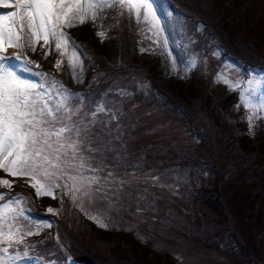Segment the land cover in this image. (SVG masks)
Instances as JSON below:
<instances>
[{
  "label": "rangeland",
  "instance_id": "374dc122",
  "mask_svg": "<svg viewBox=\"0 0 264 264\" xmlns=\"http://www.w3.org/2000/svg\"><path fill=\"white\" fill-rule=\"evenodd\" d=\"M186 3L193 6V0H179L178 2L170 0V3L167 0H154V7L161 17L163 27V31L158 36L154 35L155 28H152L151 24L145 23L142 18L138 23L134 15H130L126 8L121 9L119 6L105 8L99 13L95 22L89 20L84 25L65 28L64 31L80 46L77 51L82 57V68L80 67L81 60L75 59L74 62L77 64L75 79L73 78V70L69 66L70 60H73L72 49L69 47L57 51L54 47V41L49 47L45 46L43 39H41L36 42L35 51L28 46L23 49L22 54L28 60L37 61L39 64V68L33 67V73L23 71V64L20 61L13 60L8 63L22 77L40 82V77L34 73L41 70L52 72L57 68L55 66L57 60H60L62 64L58 71L61 74L62 82L57 83L55 88H60L63 85L69 90V94H75L71 97H76L77 92L85 90L90 83L91 63L89 56L93 53L92 50L99 51L107 40H112L113 45L118 50L120 44L118 40L121 38H117L120 37L118 32L122 26L123 29L132 33L130 41L140 52L138 58L133 60L135 72L138 74L135 77L133 75L129 78L130 80L116 77L108 88L115 90V86H118L121 81L123 85L128 86L130 83L138 90L141 89L145 95L149 90H152L156 93L161 92L159 95L163 96L165 93L178 96L188 90L189 77L201 72L205 79L200 86L203 88L211 87L207 92L215 93L217 104L221 107H231L237 112L243 111L244 117L247 119L255 110L240 106L242 97L247 95L254 102L264 101V72L259 69L255 73L251 72L252 68L245 69L243 65L227 58L223 59L224 63L221 64L218 60L219 57L224 56V52L221 48H211V45H205L200 51L201 54L197 53L194 50L192 39L187 34L183 11L180 9L182 7L195 13L190 5L189 8L187 7ZM255 3L251 7L252 11L257 10L258 6H262L264 11V1L255 0ZM8 11L11 9L0 8V14ZM206 31L205 28L199 30L202 33ZM98 32H104L105 35L103 37L98 36ZM199 32L193 36L195 43L198 40L196 36ZM157 40L159 43L155 42ZM225 41L229 43L227 40ZM20 51L17 48L9 47L7 55L13 56ZM46 52H50V55L46 56ZM260 53L264 55V50L261 49ZM244 73L246 76L249 75L247 80L243 77ZM225 80L229 82L225 83ZM249 80L255 82L250 91L247 83ZM235 82H239V87L236 86ZM100 94L102 96L98 101H102L99 104L111 105L113 108L115 105L117 111L122 112L119 115L116 110L114 112L112 108H109L112 113L99 114L97 116L98 121L104 118L103 125L109 126L112 123L111 125L115 126L118 124L121 129L125 130L128 129L127 121L132 122L134 120L140 125L142 136L136 143L129 144L131 148L127 147L122 153L126 160L133 164L128 170L110 171L112 173L111 178L108 177L109 170L107 169L98 173L102 183L105 179L109 181L105 184L106 196L94 195L90 199L84 198L83 200L78 196L75 202H73L70 193L65 194L68 190L62 180L58 181L60 187L57 189H61L64 196L60 197L58 190L55 189V199L50 196L37 198L33 188L32 191L16 189L18 183L24 182L29 185L27 177H12L0 170V178L15 183L14 186L12 184V191L0 190V192L7 193L4 200L19 198L22 201L21 205L17 206L22 209V214H18L15 221L9 218L7 223H13L14 228H16L18 220L20 230H22L21 235L25 236L27 232L31 231L35 235H29V238L32 239L33 243H38L39 240L46 237L48 232L53 233L55 223L51 217L43 216L45 210L51 207L55 210L53 213L60 216L64 221L67 220L72 227L78 223L80 214H83L97 227H100L99 224L90 217H96V219L106 223L107 227H100L102 229L131 232L140 242L138 251L142 253L145 248H148L146 257L156 259L162 264H253L249 261H236L241 255L237 254L238 249L234 253L231 246L232 242L229 245L226 238H217L220 235L218 232H222L227 225L216 224V231H213L214 229L204 231L205 229H203L204 234L200 236L203 238L202 242L197 240L198 235L195 233L197 225L183 219L194 214L190 210L192 211L194 208L192 202L195 198L192 193H196V191L195 187L187 190V186L182 183V175L179 177L170 168L158 167L152 164L153 161L143 159L136 161V148L139 150L145 149L146 145L149 146L145 143L146 140L155 141L151 143V148L146 151V157L152 154L155 160L167 156L171 149L169 147L177 145L188 147L199 143L197 134L190 129V122L188 125H184L180 118L173 117L170 112L166 114L157 106L146 102V99L132 102L130 99H133V96L126 94L125 90L121 97H118L111 90H107L105 94L103 91ZM70 104L74 108L80 107L83 112H87V105H85L86 110H84L83 106L76 105L71 100ZM253 121L260 125V133L264 139V112L259 113ZM126 132L132 134V129H128ZM104 144L106 143L103 142ZM231 164V167L225 165V168L227 167L225 181L228 183V191L234 195V200L239 201L240 196L246 190L258 183V177L245 182V184H240L238 180L246 175L247 166L242 162V159L237 158ZM91 174L85 173V175ZM17 179L22 182L15 181ZM113 181H115L116 186L113 185ZM195 183H200V180H195ZM69 187H71V182H69ZM257 195L263 197L261 193L259 195V192ZM179 200H184L188 208H182ZM244 204L245 209H249L252 202L249 200ZM178 208L185 215L180 217ZM11 215L16 214L10 213L9 217ZM24 215H31L34 219V221L32 220V228L30 227L29 230L23 224V222L26 223L24 219L22 220ZM49 223L51 226H46ZM262 225L264 224L259 223V227L252 231L254 234L252 249L257 257L259 254L264 257V226ZM4 230L7 231L6 225ZM214 238L217 239L214 240ZM3 243H6V240ZM95 244L104 253L108 252L109 247L106 243L95 241ZM19 256L20 258L13 261L12 264H49L50 262L44 255L34 256L29 253L27 255L19 253Z\"/></svg>",
  "mask_w": 264,
  "mask_h": 264
},
{
  "label": "trees",
  "instance_id": "16d2710c",
  "mask_svg": "<svg viewBox=\"0 0 264 264\" xmlns=\"http://www.w3.org/2000/svg\"><path fill=\"white\" fill-rule=\"evenodd\" d=\"M167 1L170 3V0ZM171 1L178 2L179 0ZM254 3L255 0H193V6L186 3L187 7L191 6L196 14L180 7L183 11L187 34L193 41L194 50L201 54L200 51L205 45H211V48H221L224 52V56L219 57L218 60L221 64L224 63L223 59L227 58L243 65L245 69L252 68L251 72L255 73L258 69L264 72V55L260 53L261 49L264 50V11L262 6H258L257 10L252 11L251 7L256 4ZM203 28L207 31L199 32ZM197 32H199L196 36L198 40L195 43L193 36ZM118 34L120 37L117 39L121 38L118 40L120 42L118 50L112 40L103 43L99 51L92 50L93 53L89 56L90 83L85 90H79L77 96L71 97L70 100L76 105L83 106L84 110L87 105V112H89L95 108L97 103H101L102 100L98 101L102 96L101 92L104 91L105 94L107 90H111L121 97L125 90L126 94L133 96V99H130L132 102L146 99V102L157 106L166 114L170 112L173 117L180 118L184 125H188L190 122V129L197 134L198 139H196L199 143L188 147L183 145L169 147L171 149L167 156L155 160L152 154L146 157V151L155 141L146 140L145 143L149 146L146 145L145 149L138 150L137 146H134L137 149L136 161L141 159L153 161L152 164L158 167L170 168L175 175L183 176L182 183L187 186V190L195 187L196 193H192L195 198L192 202L194 211L190 210L194 214L191 213L193 216L182 218L197 225L195 233L198 235L199 242H202L203 238L200 236L204 234V231L211 229L216 231L218 223L227 225L222 232H218L220 235L217 238H226L229 245L232 242L233 252L238 249L237 254L241 255L236 261L264 264V257L261 254L257 257L252 249L254 235L252 231L259 227V223L264 224V139L260 133V125L256 121H252V134H250L249 122L244 117L243 111L237 112L231 107L219 106L215 93L207 92L211 87L200 86L205 79L201 72L189 77L188 90L178 96L168 93L163 96L159 95L161 92L156 93L152 90H149L145 95L141 89L138 90L130 83L128 86L123 85L121 81L118 86H115V90L108 88L116 77L129 79L138 74L135 72L133 60L138 58L140 52L130 41L132 33L121 26ZM35 63L38 62H34L33 67H35ZM58 69L55 68L52 72L43 70L39 72L50 74L47 77L49 84L53 78L56 82L58 80L59 84L62 81ZM39 77L40 82H45L44 77ZM243 77L247 80L249 75L246 76L244 73ZM71 92L73 93V90ZM77 101L80 103L77 104ZM114 107L106 105L105 115L112 113L109 108L119 113L115 105ZM103 120L104 118L100 120L102 123L96 125L94 130L97 133H102L100 142L102 141V145L103 142L106 143L104 144L106 151L96 159L99 160L102 157L104 169L111 172L120 169L128 170L133 163H129L122 153L127 147L131 148L129 144L136 143L142 136L140 125L134 120L127 121L128 129H132V134H130L126 132L128 129H121L118 124L115 126L111 125L112 123L109 126L103 125ZM158 148L160 147L158 146ZM235 158L242 159V162L247 166L246 175L238 180L240 184H245V182L258 177V183L240 196V202L234 200V195L228 191V183L225 181L227 170L225 165L231 167V162ZM195 180H200V183L196 184ZM15 181H19V179ZM12 184L14 186L15 183ZM12 187H0V190L12 191ZM17 188L32 191V187L24 182L18 183ZM57 190L60 197L64 196L61 189ZM258 192L263 197L258 196ZM243 200L245 202L251 200V208L245 209ZM178 202L182 208H188L184 200ZM177 211L180 217L185 215L180 212L179 208ZM50 214L52 213L45 210L43 216L51 217L55 223L53 233L48 232L46 237L39 240L38 243H33L29 235H23V241L16 244L12 251L23 254L26 252L34 256L44 255L50 261L49 264H162L156 259L146 257L148 248L140 253L138 251L140 242L129 231L102 229L83 214H80L78 223L72 227L67 220L64 221L55 213ZM22 217V220L24 219L26 222H23L24 226L28 230L30 227L32 228L33 217L30 215ZM17 228L20 230L18 220L17 227L13 231L15 232ZM203 229L205 230L203 231ZM179 231H181L180 228ZM21 232L22 230L18 235H21ZM95 241L106 243L109 247L108 252L101 251ZM7 243V240L6 243H0V247L7 246ZM66 257L68 259H65Z\"/></svg>",
  "mask_w": 264,
  "mask_h": 264
},
{
  "label": "snow or ice",
  "instance_id": "6c2138e0",
  "mask_svg": "<svg viewBox=\"0 0 264 264\" xmlns=\"http://www.w3.org/2000/svg\"><path fill=\"white\" fill-rule=\"evenodd\" d=\"M116 6L126 8L138 23L142 18L145 23L151 24L155 28L154 35L158 36L163 31L154 0H0V8L11 9L0 14V170L12 177H27L37 198L50 196L55 199V189L60 187L58 181L61 180L68 190L65 194L70 193L73 202L78 196L83 200L94 195H107L105 184L109 181L105 179L102 183L98 175L104 171V160L102 157L96 159L106 151V146L100 143L102 133L94 130L102 123L97 116L107 109L102 104L89 112H83L80 107L74 108L70 99L75 94H69L63 85L55 88L57 82L54 78L49 84V73H34L44 77L45 82L29 80L19 75L8 62L20 61L23 71L33 73L34 62L22 54L23 49L28 46L35 51V44L41 39L49 47L54 41L57 51L72 49L73 60H70L69 66L75 79V59L81 60L82 68V57L77 51L80 46L64 29L84 25L89 20L95 22L101 11ZM97 35L103 37L105 33L98 32ZM155 42L159 43L158 40ZM9 47L21 51L10 56L7 55ZM45 55H50V52ZM61 64L62 61L57 60L55 66L59 68ZM35 67L39 68V64L35 63ZM235 83L239 87V82ZM247 83L249 91L252 90L255 82L249 80ZM240 106L255 110L247 117L252 134V121L264 112V101L254 102L245 95ZM111 176L109 171L108 177ZM112 183L116 186L115 181ZM0 187L11 188L12 181L0 178ZM6 195L0 192V243L8 242L7 246L0 247V264H12L20 258L19 253L12 249L23 241V235H18L20 230L17 228L14 232V224L7 223L9 218L15 221L18 214H22V209L17 207L22 201L19 198L5 201ZM47 211L55 212L51 207ZM10 213L16 215L9 217ZM90 219L96 220L100 227H107L96 217ZM5 225L7 231L4 230ZM26 234L34 233L29 231Z\"/></svg>",
  "mask_w": 264,
  "mask_h": 264
}]
</instances>
